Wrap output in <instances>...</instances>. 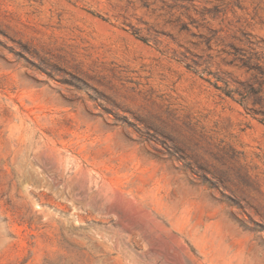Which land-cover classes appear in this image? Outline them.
Segmentation results:
<instances>
[{
	"label": "rangeland",
	"instance_id": "1",
	"mask_svg": "<svg viewBox=\"0 0 264 264\" xmlns=\"http://www.w3.org/2000/svg\"><path fill=\"white\" fill-rule=\"evenodd\" d=\"M244 51L264 0H0V264H264V124L186 66Z\"/></svg>",
	"mask_w": 264,
	"mask_h": 264
},
{
	"label": "trees",
	"instance_id": "2",
	"mask_svg": "<svg viewBox=\"0 0 264 264\" xmlns=\"http://www.w3.org/2000/svg\"><path fill=\"white\" fill-rule=\"evenodd\" d=\"M96 16L101 17L98 14ZM132 34L137 39L147 43L148 40L137 34V32H132ZM244 52L248 55L244 57L237 56L235 61L238 64H235V66L245 69L246 72L254 73L253 79L255 82L239 80L232 73L221 70V68H217L215 71L208 68L199 71L190 64H186V66L199 74L213 88L242 106L247 113L260 117L259 121L264 124V61L255 58L249 52ZM253 60H257V62L253 63ZM257 75H260L261 79H257Z\"/></svg>",
	"mask_w": 264,
	"mask_h": 264
}]
</instances>
